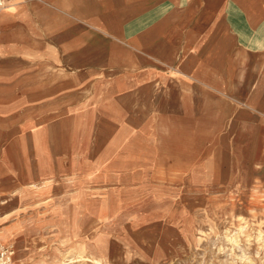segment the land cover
Listing matches in <instances>:
<instances>
[{
	"label": "rangeland",
	"instance_id": "374dc122",
	"mask_svg": "<svg viewBox=\"0 0 264 264\" xmlns=\"http://www.w3.org/2000/svg\"><path fill=\"white\" fill-rule=\"evenodd\" d=\"M201 1L193 36L202 39L198 50L214 52L207 39L221 1ZM198 75L160 61L154 90L148 76H115L111 90L106 81L90 85L79 93L88 95L83 104L69 108L81 123L49 106L48 90L30 91L29 106L23 95L7 99L12 81L0 77V237L15 250L14 264L55 263L68 248L77 254L79 226L93 227L89 241L121 252L122 264H264V110L221 91L206 105ZM120 185L140 216L157 213L148 220L157 243L105 218L112 200L129 202Z\"/></svg>",
	"mask_w": 264,
	"mask_h": 264
},
{
	"label": "crops",
	"instance_id": "0c3cea01",
	"mask_svg": "<svg viewBox=\"0 0 264 264\" xmlns=\"http://www.w3.org/2000/svg\"><path fill=\"white\" fill-rule=\"evenodd\" d=\"M220 1L207 39L215 51L201 52L202 39L193 36L201 0H15L0 10V77L12 81L3 91L7 99L23 95L29 106L30 91L48 90L49 106L81 123L69 116L88 97L80 99V91L103 81L111 90L115 76H148L154 90L159 62L175 61L185 77L199 69L206 105L221 91L264 110V0Z\"/></svg>",
	"mask_w": 264,
	"mask_h": 264
},
{
	"label": "bare ground",
	"instance_id": "6f19581e",
	"mask_svg": "<svg viewBox=\"0 0 264 264\" xmlns=\"http://www.w3.org/2000/svg\"><path fill=\"white\" fill-rule=\"evenodd\" d=\"M33 184H34V182H33ZM113 187H114V185H113ZM117 189L119 190V193L121 195H125V196H126V194L128 195L129 188H124L122 185H120V186H118ZM115 193L116 192L113 190L109 192L111 199H113V195ZM128 197H129V195H128ZM128 200H129L128 203L126 202V200H124L123 203H120L119 205H116V206H115L114 200H112L110 202L109 209L107 210L108 214L105 218H110V219L120 218V219H122V222H123V230L124 231L131 230L132 227L135 226L136 232L139 235H142L150 244L157 243L156 239L154 237V234L156 232V221L148 222V220L151 219L153 216H155L157 213L152 212L150 215H141L140 216L138 214V210L136 208H133V206L135 205L134 203L136 201H134L131 197H129ZM170 210H171L170 208H166L163 211L164 216L170 215ZM78 220H80V219H78ZM92 228L93 227H90L86 230H82L81 227L79 226V232L81 233L82 237L79 241L80 248H79L77 254H73L72 249L69 250V248H68L67 250L62 252L63 258L60 261L55 262V263H46V264H64L66 261H72V260H75L77 258H89L95 264H122L124 261V256L122 255L121 252L116 250V252L113 253V252L109 251L108 248H105L103 251H101L100 249H97L94 242H91V240L89 241V238L91 237V235L93 233V231H91ZM239 229H242V226H240ZM62 240H64V239H62ZM87 241H89L90 243ZM125 246L127 248H129L126 244H125ZM13 248H14V246H13ZM130 250H132V249H130ZM70 252H72L71 254L73 256L66 255L67 253H70ZM139 252H140V255H142V256L148 255L147 251L143 247L139 250ZM13 253H15V250L13 251Z\"/></svg>",
	"mask_w": 264,
	"mask_h": 264
},
{
	"label": "built area",
	"instance_id": "2783aa9c",
	"mask_svg": "<svg viewBox=\"0 0 264 264\" xmlns=\"http://www.w3.org/2000/svg\"><path fill=\"white\" fill-rule=\"evenodd\" d=\"M15 0H0V10L14 4ZM0 264H14L13 249L10 244L0 237Z\"/></svg>",
	"mask_w": 264,
	"mask_h": 264
}]
</instances>
